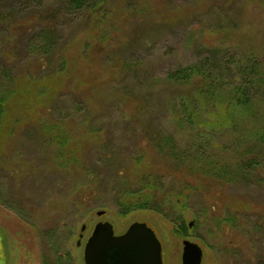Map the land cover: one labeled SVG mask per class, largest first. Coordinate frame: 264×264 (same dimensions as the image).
Returning <instances> with one entry per match:
<instances>
[{
  "label": "rangeland",
  "instance_id": "rangeland-1",
  "mask_svg": "<svg viewBox=\"0 0 264 264\" xmlns=\"http://www.w3.org/2000/svg\"><path fill=\"white\" fill-rule=\"evenodd\" d=\"M108 1L71 14L62 0H0L5 13L25 8L0 23V264H84L100 222L115 235L145 223L163 264H182L186 240L202 264H264V175L242 184L231 174L264 126V98L233 129L207 121L202 139L172 113L191 87L166 82L215 50L264 69V0ZM40 36L54 43L49 55ZM148 171L150 209L119 214L117 193Z\"/></svg>",
  "mask_w": 264,
  "mask_h": 264
},
{
  "label": "trees",
  "instance_id": "trees-1",
  "mask_svg": "<svg viewBox=\"0 0 264 264\" xmlns=\"http://www.w3.org/2000/svg\"><path fill=\"white\" fill-rule=\"evenodd\" d=\"M62 1L66 3V6L64 4L61 8L67 9L71 14H81L83 12H93L95 14L97 11L102 13L106 11L109 3L108 0ZM11 8V11L7 13L2 9L0 10V23L2 22L4 25L7 23L9 26H13L18 22V18L25 15V8H23L24 10H20L17 6H12ZM37 17L41 18L40 16ZM37 22L39 26L42 24L40 19ZM35 25L33 28L37 27ZM32 29L29 27L27 31H32ZM39 39L42 43L38 46L35 45L36 49L41 51V54L49 55L54 43L51 46L49 42H45L44 36H40ZM30 42L32 43L34 40ZM224 57L226 61L222 59L218 50L211 51L207 58H203L187 67L177 68L171 71L166 78V82L172 86L178 88L191 87L187 94L184 92L178 93L176 102L172 105V113L181 120V123L188 125L190 129L196 132V136L202 139L206 136V132H204L206 128L204 127L207 125V121L211 120L209 124L219 130L233 129L237 123H241V120L243 121L246 117H254L253 110H255L257 100L264 98V69L260 65V61L253 56L244 59L231 55ZM168 140L163 141L161 139L155 143L159 152H163L164 146L168 145ZM203 144L205 143L203 142L196 146L201 148V146H204ZM185 158L188 160L190 156L184 154L183 158L177 163H184L186 161ZM240 159L235 169H232L233 173L231 174H233L234 179L242 184L250 182L252 176L257 181L263 180L264 126L254 134V139L250 140L249 145L247 144L244 148ZM211 165L218 167L216 162L208 163L210 172L214 170ZM227 170L220 168L216 173L228 175ZM153 177L154 175L149 171L142 172L138 178L141 185L134 189L126 185L124 190L117 193L116 202L119 207V214L126 215L133 211L150 209L148 207L150 200L147 197V192L149 191L147 190L152 192L155 190L156 181ZM120 179L126 182L123 177ZM171 195L167 196V202L170 201ZM92 196L93 194L89 195L87 199ZM177 197L179 198L180 195L178 194ZM179 218L181 217L179 216ZM179 228L178 232L181 233L183 226L179 225Z\"/></svg>",
  "mask_w": 264,
  "mask_h": 264
},
{
  "label": "water",
  "instance_id": "water-1",
  "mask_svg": "<svg viewBox=\"0 0 264 264\" xmlns=\"http://www.w3.org/2000/svg\"><path fill=\"white\" fill-rule=\"evenodd\" d=\"M105 211L97 212L98 217ZM192 226V225H190ZM85 230L83 226L82 231ZM201 247L183 242L182 264H202ZM85 264H163L162 245L145 223H134L122 235H115L109 222L98 223L84 248Z\"/></svg>",
  "mask_w": 264,
  "mask_h": 264
},
{
  "label": "flooded vegetation",
  "instance_id": "flooded-vegetation-1",
  "mask_svg": "<svg viewBox=\"0 0 264 264\" xmlns=\"http://www.w3.org/2000/svg\"><path fill=\"white\" fill-rule=\"evenodd\" d=\"M82 238V236H80V239ZM81 244H82V242H80V241H78V247H80L81 246ZM84 248H85V245H84ZM0 254H1V251H0ZM83 260H84V256H83ZM0 261H1V255H0ZM84 264H85V262H84Z\"/></svg>",
  "mask_w": 264,
  "mask_h": 264
}]
</instances>
